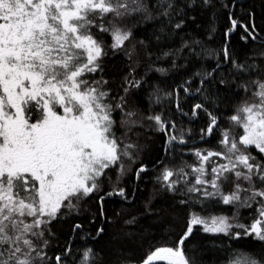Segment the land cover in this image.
I'll use <instances>...</instances> for the list:
<instances>
[{
	"label": "snow or ice",
	"instance_id": "obj_1",
	"mask_svg": "<svg viewBox=\"0 0 264 264\" xmlns=\"http://www.w3.org/2000/svg\"><path fill=\"white\" fill-rule=\"evenodd\" d=\"M217 4L250 54L189 30L191 12L215 19ZM238 5L0 0V264H264V30ZM176 113H203L204 126ZM148 133L163 134L155 162ZM245 238L259 250L234 247Z\"/></svg>",
	"mask_w": 264,
	"mask_h": 264
},
{
	"label": "trees",
	"instance_id": "obj_2",
	"mask_svg": "<svg viewBox=\"0 0 264 264\" xmlns=\"http://www.w3.org/2000/svg\"><path fill=\"white\" fill-rule=\"evenodd\" d=\"M227 3L228 0H225ZM241 6L244 8L245 13L252 12L254 13V22L257 26L258 30H264V0H239V5L234 9L235 14L237 17L244 16V22L248 23L249 19L245 13L241 12ZM228 9H224L222 7H219V4H217V7L215 9L216 17L213 19L212 13L210 11H204V10H196L191 12V15H196L197 20L195 25H191L189 30H194V35L204 39L207 42V46L209 48H217L222 45V43L225 40H229L231 42L232 47H234L238 52L243 53H251V50L256 47L255 44L250 42H245L241 39V36L243 35V29L239 28L236 31H234L233 34L226 35V30L228 27H230V20L228 18ZM216 27V32L211 40L208 39V31L211 26ZM149 31H151L149 29ZM159 64H162L164 67H168V61L164 58H161L160 61H158ZM159 75V74H157ZM166 85H171L172 88H175L178 83L182 81V77L179 74H173L169 73L168 77L163 78ZM198 102L197 100H189L185 104V111L187 112L189 110V107L191 104ZM140 103L143 106L147 103L144 96L140 97ZM223 107H227L226 105ZM170 110H174V106H170ZM159 111V109H157ZM179 124H183L185 128L191 127L193 132H198L200 127L204 126V115L201 113L198 117H182L179 113H176L174 117ZM192 120L191 123H189V120ZM150 139L147 141L142 140L141 143H146L148 145V150L144 154V160L145 162H155L157 158L163 157V134L158 133H148ZM193 139H196L194 136ZM197 144L199 147H210L209 145L200 144L197 141ZM186 159H192L191 157H185ZM151 167V163H150ZM154 175V172H149L148 177H145L147 180L149 177ZM143 189V185L141 186ZM148 189H151V184L147 185ZM139 199L136 201L135 207H141L143 200L147 197L148 193L141 191V193L138 194ZM109 208L116 206L115 201H110L107 205ZM125 207H128L129 210H132L133 206L126 205ZM135 214V213H133ZM249 222V221H245ZM178 225L180 227L183 226V219H179L177 221ZM117 226L115 225H109V232L111 233L116 229ZM63 230L65 233L68 231V226L64 225ZM179 231V227L176 229ZM211 236L212 234H205V233H197L195 240L192 243L196 244H210L211 243ZM162 237L158 236L157 240H161ZM219 243V241H217ZM100 249H108L110 245L108 244V237H105L104 240L100 241L97 245ZM236 248H243L245 250L249 251H258L260 248V243L255 241H250L247 238L241 240L238 244L234 245ZM141 252V249L136 247L135 245H132L130 247V250L126 253L127 255H136L139 256ZM189 255H195L197 260H200V254H199V248L193 253L191 251V243L188 247ZM205 260L209 259L208 257L204 258Z\"/></svg>",
	"mask_w": 264,
	"mask_h": 264
},
{
	"label": "water",
	"instance_id": "obj_3",
	"mask_svg": "<svg viewBox=\"0 0 264 264\" xmlns=\"http://www.w3.org/2000/svg\"><path fill=\"white\" fill-rule=\"evenodd\" d=\"M234 33V32H233ZM233 33H231V34H233Z\"/></svg>",
	"mask_w": 264,
	"mask_h": 264
}]
</instances>
